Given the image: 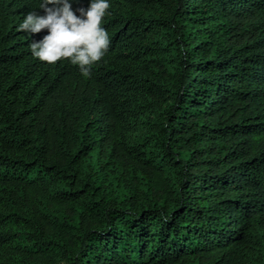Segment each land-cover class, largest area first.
Instances as JSON below:
<instances>
[{
	"label": "trees",
	"instance_id": "16d2710c",
	"mask_svg": "<svg viewBox=\"0 0 264 264\" xmlns=\"http://www.w3.org/2000/svg\"><path fill=\"white\" fill-rule=\"evenodd\" d=\"M42 2L0 0V264H264V0H108L88 77Z\"/></svg>",
	"mask_w": 264,
	"mask_h": 264
},
{
	"label": "clouds",
	"instance_id": "9594fccd",
	"mask_svg": "<svg viewBox=\"0 0 264 264\" xmlns=\"http://www.w3.org/2000/svg\"><path fill=\"white\" fill-rule=\"evenodd\" d=\"M109 7L108 0H91L86 10L78 9V16L70 0H43L40 8L45 15L28 13L18 30L39 33L47 29L48 35L30 44L32 55L48 64L69 60L88 77L92 66L102 60L109 47L108 33L101 26Z\"/></svg>",
	"mask_w": 264,
	"mask_h": 264
}]
</instances>
